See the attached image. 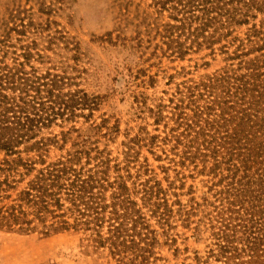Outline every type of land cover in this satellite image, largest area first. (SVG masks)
Masks as SVG:
<instances>
[{"label": "trees", "instance_id": "obj_1", "mask_svg": "<svg viewBox=\"0 0 264 264\" xmlns=\"http://www.w3.org/2000/svg\"><path fill=\"white\" fill-rule=\"evenodd\" d=\"M148 6L172 54L205 49L224 65L164 90L147 108L162 134L142 127L117 155L109 148L116 130L91 120L98 97L0 34V227L73 231L115 264H159L158 249L184 235L179 226L205 242L203 254L180 264H264V0ZM144 147L164 160L163 176L141 159ZM197 175L208 176L207 194L183 202ZM181 251L187 246H174Z\"/></svg>", "mask_w": 264, "mask_h": 264}, {"label": "rangeland", "instance_id": "obj_2", "mask_svg": "<svg viewBox=\"0 0 264 264\" xmlns=\"http://www.w3.org/2000/svg\"><path fill=\"white\" fill-rule=\"evenodd\" d=\"M148 4L149 0H0L2 38L9 39L16 48L29 45L33 52L39 50L53 64L75 76L80 88L98 97V108L91 120L99 123L105 119L116 130L115 138L109 142L114 155L142 127L150 134H162L161 125L160 130H155L147 108L164 90L170 92L175 84L224 65L221 55L212 58L205 49L190 52L183 59L172 54L167 40L154 31ZM59 129L55 126L53 132ZM140 151L141 159L147 157L158 176H163L158 166L164 160H157L147 147ZM153 151L160 154L159 149ZM59 153L51 150V155ZM207 178H187L183 191L192 184L194 192L183 194L181 200L186 202L193 195L201 201L210 184L203 181ZM176 232L184 235L177 237L175 245L158 249L164 258L159 264L189 262L184 257L192 256L193 250L204 253V241H194L191 233L179 226ZM174 246H187L188 251L174 255ZM0 264L115 263L106 250H91L73 231L20 233L0 227Z\"/></svg>", "mask_w": 264, "mask_h": 264}]
</instances>
